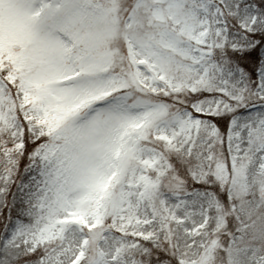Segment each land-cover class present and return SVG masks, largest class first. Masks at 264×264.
<instances>
[{
	"label": "snow or ice",
	"instance_id": "obj_1",
	"mask_svg": "<svg viewBox=\"0 0 264 264\" xmlns=\"http://www.w3.org/2000/svg\"><path fill=\"white\" fill-rule=\"evenodd\" d=\"M0 264H264V0H0Z\"/></svg>",
	"mask_w": 264,
	"mask_h": 264
}]
</instances>
